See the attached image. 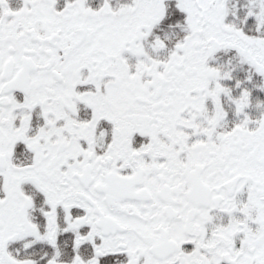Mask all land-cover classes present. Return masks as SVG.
Returning a JSON list of instances; mask_svg holds the SVG:
<instances>
[{"label":"snow or ice","instance_id":"6c2138e0","mask_svg":"<svg viewBox=\"0 0 264 264\" xmlns=\"http://www.w3.org/2000/svg\"><path fill=\"white\" fill-rule=\"evenodd\" d=\"M0 264H264V0H0Z\"/></svg>","mask_w":264,"mask_h":264}]
</instances>
